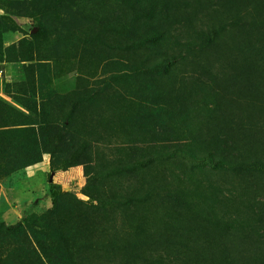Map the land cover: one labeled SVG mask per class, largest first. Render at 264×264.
<instances>
[{
  "label": "rangeland",
  "instance_id": "obj_1",
  "mask_svg": "<svg viewBox=\"0 0 264 264\" xmlns=\"http://www.w3.org/2000/svg\"><path fill=\"white\" fill-rule=\"evenodd\" d=\"M0 70V264H264V0H0Z\"/></svg>",
  "mask_w": 264,
  "mask_h": 264
},
{
  "label": "trees",
  "instance_id": "obj_2",
  "mask_svg": "<svg viewBox=\"0 0 264 264\" xmlns=\"http://www.w3.org/2000/svg\"><path fill=\"white\" fill-rule=\"evenodd\" d=\"M134 47H137V45L132 46V48ZM170 64L171 63L169 61H164L163 66L165 69H168ZM172 157H179L182 160L186 161L191 166L209 167L211 169L217 168V163L215 158H212L209 155L197 157L195 155H191L190 153L182 149L161 154L157 156V159L167 160ZM219 164L222 166L223 163L219 162ZM245 168L254 173L264 174V162H261L259 160H252L251 162H247L245 164ZM232 263L235 264V262H232L231 260L226 261V264H232Z\"/></svg>",
  "mask_w": 264,
  "mask_h": 264
},
{
  "label": "built area",
  "instance_id": "obj_3",
  "mask_svg": "<svg viewBox=\"0 0 264 264\" xmlns=\"http://www.w3.org/2000/svg\"><path fill=\"white\" fill-rule=\"evenodd\" d=\"M3 76H4L3 71L0 70V79H1V80L3 79Z\"/></svg>",
  "mask_w": 264,
  "mask_h": 264
}]
</instances>
